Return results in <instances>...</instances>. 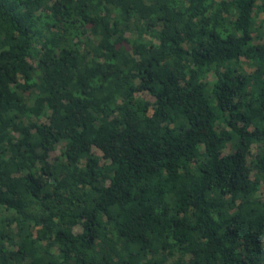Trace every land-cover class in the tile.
<instances>
[{
    "label": "trees",
    "instance_id": "16d2710c",
    "mask_svg": "<svg viewBox=\"0 0 264 264\" xmlns=\"http://www.w3.org/2000/svg\"><path fill=\"white\" fill-rule=\"evenodd\" d=\"M260 11L0 0V264H264Z\"/></svg>",
    "mask_w": 264,
    "mask_h": 264
},
{
    "label": "rangeland",
    "instance_id": "374dc122",
    "mask_svg": "<svg viewBox=\"0 0 264 264\" xmlns=\"http://www.w3.org/2000/svg\"><path fill=\"white\" fill-rule=\"evenodd\" d=\"M261 3L264 4V0H257V4H261ZM255 25H256V27H257V30H256V31H253V33H252V36H253V40H252V41H253L254 44L264 43V11H260V12L257 13L256 18H255ZM251 67H252V66H250V67L245 66V69H246L247 71H249V70H251ZM140 95L143 96V97H145V98L151 99V98H150L147 94H145V93H141ZM228 150H229V148L226 147L223 151L226 152V151H228ZM94 151H95L98 155L101 154V153H100L98 150H96V149H94ZM58 152H59V146H57V147L55 148L54 151L50 152V153H49V156L51 157V156L55 155V154L58 153ZM262 245H263V247H264V240L262 241Z\"/></svg>",
    "mask_w": 264,
    "mask_h": 264
}]
</instances>
